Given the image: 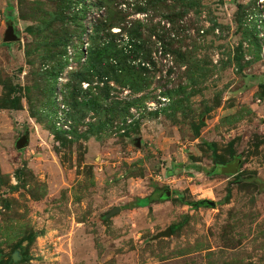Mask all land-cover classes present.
Wrapping results in <instances>:
<instances>
[{
    "label": "rangeland",
    "instance_id": "obj_1",
    "mask_svg": "<svg viewBox=\"0 0 264 264\" xmlns=\"http://www.w3.org/2000/svg\"><path fill=\"white\" fill-rule=\"evenodd\" d=\"M136 1L121 5L129 18L156 24L184 56L161 40L142 91L111 81L116 97L146 99L107 123L92 110L68 119L64 100L95 8L56 23L58 0H0V264H264V186L252 179L264 185V0H194L175 23L173 0L156 13L131 10ZM9 21L19 39L6 43ZM78 24L54 79L53 41ZM166 87L185 91L174 103ZM9 95L20 108L1 105ZM93 120L104 124L92 130Z\"/></svg>",
    "mask_w": 264,
    "mask_h": 264
},
{
    "label": "trees",
    "instance_id": "obj_2",
    "mask_svg": "<svg viewBox=\"0 0 264 264\" xmlns=\"http://www.w3.org/2000/svg\"><path fill=\"white\" fill-rule=\"evenodd\" d=\"M125 1L126 0H94L92 2H84V0H58L57 2L58 8H62L63 11H59L58 9L52 13L53 21L56 23L57 20L62 21L66 16H69L66 15L69 12H73L74 14L72 17H76L77 21H79L80 19L77 15H80L81 13L84 15L83 11L86 7L90 8L92 6L95 8L90 31L88 32V40L86 42L87 57L84 61L79 63L78 69H71L68 73V83L66 86L67 94L65 95L64 100L69 107L67 116L70 120H76L78 115H80V119H84L86 113H89V110L94 111L97 117H101L103 114L112 117L121 116L129 111L130 104L138 103L140 100L144 101L146 96L138 97L132 101L116 97L111 93L113 87L110 85V82L114 81L117 84L119 83L123 86H129L135 91H142L148 80V73L152 68L151 65L156 66V63L152 58L153 46L157 45L161 40H163V42L160 44V47H162L166 53L171 50L175 57L184 56V54H181V49L177 50L169 47V35L164 34L162 30H158L156 24H153L154 27H150V22H144L138 18H133L131 20V18H129L131 15L130 10L123 9L121 6ZM165 1L166 0H138L132 3L129 2V8L131 7V10L138 12H155L158 2L165 3ZM173 3H176V6L179 7L178 12L175 10L173 11L176 13L174 16H169V20L173 23L184 17L190 11L189 7L192 5H200L199 2L197 3L194 0H173ZM80 4L81 6H79ZM237 6L240 14L244 7L240 3H237ZM157 12L162 13L161 11ZM243 22V18L240 21L238 20V23H241V26H243ZM115 27H118L119 30L114 31L113 29ZM79 29L80 24L75 27L74 31L69 27L64 28L61 33L58 32L59 35L57 39L53 41V46L56 49L52 51L51 58L55 61L50 73L54 79H57L59 74L68 66L67 64L70 57L67 55V46L70 41L74 45V41L79 39ZM251 33L255 37L254 32L252 31ZM124 37H126L127 41L124 40ZM153 37H155L154 40ZM119 38H122L124 41H117ZM75 46L76 45H74V47ZM238 57L239 56H237V58ZM84 81L89 83L88 88L85 90L83 87L81 88V84ZM7 86L8 85H6V87ZM10 87L11 85H9L7 89L11 94L14 91V88ZM71 88H73V95H70ZM77 89H80L78 95H76ZM54 91L55 90L52 86L50 92L54 93ZM81 91L83 94H87L84 99L80 96ZM184 91L185 87H166L161 91L160 95L165 99L174 102V95L180 94ZM177 101L178 100L175 102ZM1 105L20 108L21 98L16 96L10 97L9 95V99H5V104ZM161 109L165 110L167 107L157 109L154 113L158 114ZM110 116L107 118V123L112 120V117ZM95 121L96 120L90 122L92 130L99 129L104 124ZM61 132L63 134L68 133L66 129L64 131L61 130ZM54 133L55 136L59 135V132L57 131ZM88 134L89 133L87 132H83L80 136L88 137ZM237 172L238 169L236 168L232 173ZM252 179L257 181L260 186L263 187V182L257 177ZM230 194L229 191L226 196L227 199L230 198ZM143 201H146V203H142ZM143 201H141L142 206H147L150 199L147 197L146 200ZM171 227L172 231H176L179 224H174Z\"/></svg>",
    "mask_w": 264,
    "mask_h": 264
},
{
    "label": "water",
    "instance_id": "obj_3",
    "mask_svg": "<svg viewBox=\"0 0 264 264\" xmlns=\"http://www.w3.org/2000/svg\"><path fill=\"white\" fill-rule=\"evenodd\" d=\"M4 41L5 42H13L19 39V36L16 32V28H15V24L13 23V21H9V23L7 24V28L4 32ZM29 139L27 136H23L22 138H20L17 141V147L19 149L23 148L24 146H26V144H28ZM138 143L140 144L141 142L138 140ZM264 186V185H263ZM172 194L171 189L169 188H165V195L166 197H170ZM161 197H163V195H160ZM121 208L119 206H115L108 214L107 216L113 214L114 212H116L117 210H120ZM172 234V228L168 227L165 230H161L160 232L157 233L156 237H160V236H165V235H171ZM17 254H15L16 256ZM14 256V258H15Z\"/></svg>",
    "mask_w": 264,
    "mask_h": 264
},
{
    "label": "flooded vegetation",
    "instance_id": "obj_4",
    "mask_svg": "<svg viewBox=\"0 0 264 264\" xmlns=\"http://www.w3.org/2000/svg\"><path fill=\"white\" fill-rule=\"evenodd\" d=\"M160 195H163V197H164V195H165V189L160 193Z\"/></svg>",
    "mask_w": 264,
    "mask_h": 264
}]
</instances>
